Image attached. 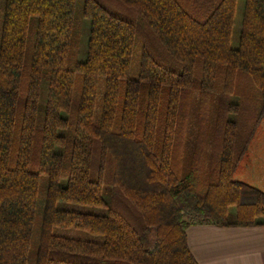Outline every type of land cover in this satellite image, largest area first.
Instances as JSON below:
<instances>
[{
    "label": "trees",
    "instance_id": "obj_1",
    "mask_svg": "<svg viewBox=\"0 0 264 264\" xmlns=\"http://www.w3.org/2000/svg\"><path fill=\"white\" fill-rule=\"evenodd\" d=\"M77 1L5 0L0 264H199L189 227L264 225V190L239 179L264 118V0H244L236 47L238 0H84L70 70Z\"/></svg>",
    "mask_w": 264,
    "mask_h": 264
},
{
    "label": "rangeland",
    "instance_id": "obj_2",
    "mask_svg": "<svg viewBox=\"0 0 264 264\" xmlns=\"http://www.w3.org/2000/svg\"><path fill=\"white\" fill-rule=\"evenodd\" d=\"M83 4L84 0H78L76 9H75V26L73 31V46L71 50V55L68 60V68L70 70L75 69V63L78 61H84L87 51V43L89 38V20L83 17ZM243 7H244V0H238L237 1V8H236V16H235V24L233 28V35H232V46L236 47L238 46L239 42V31L241 27L242 22V15H243ZM4 8H5V0H0V31L3 23V16H4ZM35 42V23L33 20L30 22L28 34H27V43H26V52L24 56V65L28 66L31 62V54L32 49ZM137 52L138 48H135L134 57H133V70L135 69V65L137 63ZM76 79H75V85L73 89V99L77 101V98L80 94L81 85H82V74L80 72L75 71ZM103 95V84L100 83L97 91V103L95 106V117L98 118L99 112H100V105H101V99ZM144 102H145V92H142L141 96V111H143L144 108ZM20 121V118L18 117L17 122ZM18 125V124H17ZM16 135L17 130L15 133V137L13 138V146L16 143ZM209 143V144H208ZM208 149L207 154L208 157L211 158V154L213 153L212 148L215 146L214 143V136L211 135V132L208 133ZM252 160L251 165H249L246 169V171L239 176V179L253 185L256 187L260 186L256 182L251 181V177L256 175L261 170V175L264 177V118L260 123L259 130L256 134V139L254 140L252 144ZM260 169V170H259ZM46 188V182L44 180L41 181L40 184V195H39V207L37 209V218H36V229L39 227V223L41 220V213H42V202L44 198V192ZM72 208H75L77 210H83L88 212H102L100 209L95 207H80V206H71ZM234 210V208H232ZM37 237L36 234L34 235L32 239V252L37 247Z\"/></svg>",
    "mask_w": 264,
    "mask_h": 264
},
{
    "label": "crops",
    "instance_id": "obj_3",
    "mask_svg": "<svg viewBox=\"0 0 264 264\" xmlns=\"http://www.w3.org/2000/svg\"><path fill=\"white\" fill-rule=\"evenodd\" d=\"M250 179L264 190L261 170ZM188 243L199 264H264V225H193Z\"/></svg>",
    "mask_w": 264,
    "mask_h": 264
}]
</instances>
